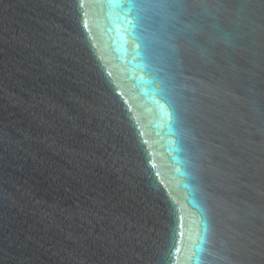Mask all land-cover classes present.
Wrapping results in <instances>:
<instances>
[{
    "label": "water",
    "instance_id": "obj_1",
    "mask_svg": "<svg viewBox=\"0 0 264 264\" xmlns=\"http://www.w3.org/2000/svg\"><path fill=\"white\" fill-rule=\"evenodd\" d=\"M0 264H264V0H0Z\"/></svg>",
    "mask_w": 264,
    "mask_h": 264
}]
</instances>
